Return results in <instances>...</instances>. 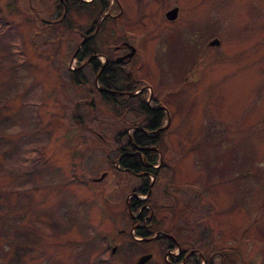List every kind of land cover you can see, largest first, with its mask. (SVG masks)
I'll use <instances>...</instances> for the list:
<instances>
[{"label": "rangeland", "instance_id": "1", "mask_svg": "<svg viewBox=\"0 0 264 264\" xmlns=\"http://www.w3.org/2000/svg\"><path fill=\"white\" fill-rule=\"evenodd\" d=\"M77 1L65 29L39 20L59 18V0H0V264H128L140 251L118 232L136 179L111 161L116 133L141 116L103 103L87 69L70 80L77 31L97 9ZM122 3L94 48L128 41L143 78L133 87L168 110L151 146L163 229L217 262L264 264V0H182L187 34L163 24L160 0ZM154 251L151 264L169 258Z\"/></svg>", "mask_w": 264, "mask_h": 264}, {"label": "flooded vegetation", "instance_id": "2", "mask_svg": "<svg viewBox=\"0 0 264 264\" xmlns=\"http://www.w3.org/2000/svg\"><path fill=\"white\" fill-rule=\"evenodd\" d=\"M59 1L63 8L61 14L63 18L69 6V1ZM87 1L96 4L97 9L94 10L96 14L90 19L87 23L88 25L84 29L77 31L80 37L71 51L72 55L70 54L71 59L75 61V66L70 67V69H79L83 78L85 77L86 69L92 72V81L98 93L110 94V98L114 103L120 102L122 97L124 99H136V101L139 102L143 100L147 106L156 111L157 115H160V111L163 110L164 115L167 116L166 122H168L169 114L166 106L161 103L162 98L152 95L151 91L146 99H142L141 95L144 93L142 87L136 90L135 87H133L137 81H141L143 78L139 74L138 68L135 72H131L128 69V65L133 61L134 56L133 53L127 56L132 45L125 39H120L117 43L112 44L105 52L96 51L94 48L95 36L102 28L101 22L106 16H109L111 20L116 22L123 7L122 0ZM104 1H106L104 5L105 9L99 12L97 7V5L99 6L98 2L104 3ZM144 1L156 2V0ZM160 3L165 6L161 14L163 24H171L172 30L184 32L186 34L189 30L193 31L188 14H186V20L178 18L179 14L183 12L181 10L183 6L182 0H160ZM172 7H177L176 15L173 18H169L166 12ZM192 34L196 37L197 32H193ZM99 56L101 57L100 60H98ZM142 85L151 87V84L146 81H144ZM149 102L151 105L148 104ZM164 108H166L167 112ZM159 126L160 124L153 129H148L146 122L142 121L141 124L131 125L128 128L129 130L125 129L123 133L125 135L127 134L129 137L131 146H128L127 142L122 140L121 143L118 144V151L117 149L115 150V153H117L116 156H114L111 161V165L115 167L118 172L127 174L130 178L136 179L134 183L129 181L131 184L123 198L124 210L129 221V223H127L128 230L123 227L118 230V232L122 231L127 235L122 238L124 243L130 247H132V245L135 246V244L140 246V251L129 258L128 264H136L139 258L144 254H148L149 257L141 264H151V260L154 259L155 255L154 250L161 251L162 247V252L169 256V258L167 256L164 257V264H229L223 254H220L219 262L214 260L212 256L203 257L197 248L187 246L179 236L177 237L173 232L163 229L164 221L162 220V216L156 214V210L160 205H168H165L164 202L157 201L161 198V190L163 196H165V188L162 187L163 184L159 181V163L158 161L156 163L146 161L143 153L144 149L142 150L144 147L133 144L130 138L131 133L135 130L154 134L157 132ZM162 130H164V128H161V131ZM155 150H157V148ZM135 154L141 157L143 166L140 163H134L136 167V169H134L131 163L128 164L120 161L122 158H129ZM164 199L165 197H162V201H166ZM145 245L154 246L155 249H146L144 248Z\"/></svg>", "mask_w": 264, "mask_h": 264}, {"label": "trees", "instance_id": "3", "mask_svg": "<svg viewBox=\"0 0 264 264\" xmlns=\"http://www.w3.org/2000/svg\"><path fill=\"white\" fill-rule=\"evenodd\" d=\"M69 1V5H73L74 7H77V0H68ZM85 3V4H89V3H86L85 1H80V3ZM59 3V2H58ZM99 3V6L97 5L98 7V11H102L104 10V5L106 3V1H104V3ZM69 9V7L67 8V10ZM66 10V12H67ZM98 13V12H97ZM66 15V14H65ZM106 17H104L105 19ZM39 19V18H38ZM104 19L103 21L101 22V25L104 26ZM40 22L43 23V27H46L47 25L48 26H52V25H55V24H60V23H64L65 25V29L68 27H70V24L69 23H66L65 24V17H61L60 20H49V21H45L42 20V18L39 19ZM41 23V24H42ZM69 77H70V80L76 84H80V83H83V81L85 80L83 78V76H81L80 72H79V69L77 70H73V69H70L69 70ZM100 98H101V101L105 104H107L109 107H113V109H118L120 110L121 112V109H125V110H131L133 109L138 115L141 116V121L143 122H146V126L148 129H153L155 127L158 126V124H160V121H161V117L160 115H157L156 111L151 109V107L147 106L145 101L141 100L140 102L139 101H136V99H124L123 97L121 98L120 102H113L110 98V94L108 93H100ZM132 104L133 107L132 108H127V106H129L128 104ZM162 112L160 111V114ZM161 130V129H160ZM124 129L121 130L120 132L116 133V141H115V147H114V151L117 149L118 147V144L121 143V138H123L126 142H127V145L128 146H131V142L129 141V137L127 136V134L125 135L123 133ZM163 131V130H162ZM101 135V133H100ZM157 134H148L147 132H142V131H139V130H135L133 133H131V140H132V143L133 144H137V145H140L144 148H142L143 150V153L145 155V160L146 161H149L150 163H156L157 162V154H156V150L151 148V145H156V142H157V137H156ZM102 136V135H101ZM111 151V148L110 150ZM118 151V149H117ZM117 154V153H116ZM120 161H122L123 163H131L132 165V168L136 169L135 167V164H143L142 163V160H141V157L137 154H135L134 156L132 157H127V158H122L120 159ZM143 166V165H142ZM204 257V255H203ZM229 264H232V263H229Z\"/></svg>", "mask_w": 264, "mask_h": 264}, {"label": "water", "instance_id": "4", "mask_svg": "<svg viewBox=\"0 0 264 264\" xmlns=\"http://www.w3.org/2000/svg\"><path fill=\"white\" fill-rule=\"evenodd\" d=\"M176 10H177V7H172V8H170V9L166 12L167 17H169V18H173V17H175V15H176ZM61 17H62V15H61L59 18H57L56 20H60ZM53 21H55V20H53ZM209 43H210V44H217V43H218V39H217L216 37H214V38H212V39L209 41ZM133 50H134V48H133V46H131V49H130V51L127 53V56H130V55L133 53ZM71 55H72V54H71ZM164 109H165V111H166V108H164ZM166 112H167V111H166ZM163 127H165V126H161V128H163ZM102 175H103V174L99 175L97 178H94V179H98V178H100ZM114 249H115V245L111 246V251H114ZM148 257H149L148 254H144V255H142V256L139 258V260L137 261L136 264H141V263H142L143 261H145Z\"/></svg>", "mask_w": 264, "mask_h": 264}]
</instances>
